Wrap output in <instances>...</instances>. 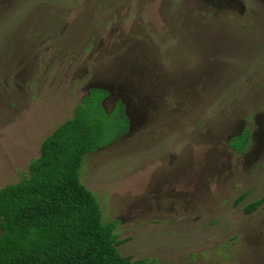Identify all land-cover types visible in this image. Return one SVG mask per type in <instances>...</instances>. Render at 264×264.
<instances>
[{"label": "rangeland", "instance_id": "rangeland-1", "mask_svg": "<svg viewBox=\"0 0 264 264\" xmlns=\"http://www.w3.org/2000/svg\"><path fill=\"white\" fill-rule=\"evenodd\" d=\"M91 88L127 120L78 168L119 254L264 264V0H0V188Z\"/></svg>", "mask_w": 264, "mask_h": 264}, {"label": "trees", "instance_id": "trees-1", "mask_svg": "<svg viewBox=\"0 0 264 264\" xmlns=\"http://www.w3.org/2000/svg\"><path fill=\"white\" fill-rule=\"evenodd\" d=\"M106 95L88 89L73 116L40 143L27 176L0 188V264H154L119 254L116 247L125 239H117L116 221L102 222L99 203L79 182L82 157L104 144L107 117L127 125L126 117L118 116L121 104L116 113L103 112ZM234 138L228 146L236 153L245 150L248 139L235 147ZM263 201L264 196L252 201L244 213Z\"/></svg>", "mask_w": 264, "mask_h": 264}]
</instances>
